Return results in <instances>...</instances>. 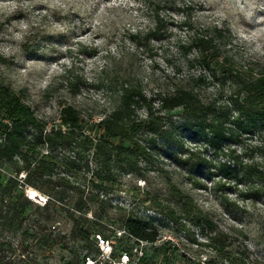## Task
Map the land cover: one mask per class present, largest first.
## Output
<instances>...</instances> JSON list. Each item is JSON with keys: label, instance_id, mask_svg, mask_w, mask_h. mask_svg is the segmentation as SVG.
Segmentation results:
<instances>
[{"label": "rangeland", "instance_id": "rangeland-1", "mask_svg": "<svg viewBox=\"0 0 264 264\" xmlns=\"http://www.w3.org/2000/svg\"><path fill=\"white\" fill-rule=\"evenodd\" d=\"M148 1L160 5L165 2ZM148 1L0 0V84L21 94L34 114L48 124L57 122L59 108L65 104L90 123L97 122L116 104L118 92L126 84L140 83L150 96L160 78L173 70L167 60L177 67L182 62L183 74L196 72L197 65L170 57L175 50L171 45L186 33V16L194 27L216 24L229 30L228 46L240 64L253 68L264 65V0H173L174 4L159 11L164 29L144 48L130 36L153 28ZM183 3L188 5L187 10L182 9ZM193 54L191 50L187 56ZM224 98L225 93L212 101L222 102ZM137 115L143 117L144 109ZM164 126L167 137L155 138L132 168L116 172L114 185L105 197V211L96 213L102 220L99 222L109 223L104 226L108 241L102 245L94 235L86 244L90 256L110 264H138L139 260L196 264L205 259L230 264V255L235 252L249 264H264V199L253 197L215 167L219 162L227 164L229 158L216 156L202 138L194 137L180 109L166 114ZM256 137L255 132H238L235 142L221 141L217 153L233 150L246 160L254 153ZM188 153L195 158L205 156L212 168L189 175L172 157ZM173 189L192 199L227 235L222 252L215 254L205 246L208 231L202 232L190 216L185 218ZM33 199L36 204L28 212L36 215L45 196L38 193ZM158 206L174 210L184 228L179 230L180 225L167 223ZM127 213L152 221L160 230L159 240L152 244L136 242L118 225H110ZM93 214L90 211L88 218ZM69 230L70 224L61 220L54 233L68 234ZM28 242V251L36 255L35 264L60 263L66 256L57 248L51 252L38 250L32 238ZM123 247L131 254L127 262L120 259ZM86 263L90 264V259Z\"/></svg>", "mask_w": 264, "mask_h": 264}, {"label": "trees", "instance_id": "trees-1", "mask_svg": "<svg viewBox=\"0 0 264 264\" xmlns=\"http://www.w3.org/2000/svg\"><path fill=\"white\" fill-rule=\"evenodd\" d=\"M171 3L175 1L165 0L163 5L148 1L154 26L146 33H132L131 39L144 48L149 39H157L164 29L159 11ZM181 6L188 8L184 3ZM188 17H184L186 33L171 45L175 50L170 57L197 65L196 72L183 74L182 62L177 67L167 60L173 70L160 78L150 96L140 83L126 84L119 90L116 104L97 122L90 123L65 104L59 108L57 122L48 124L34 114L21 94L0 84V264H35L36 255L28 251L29 238L38 250L57 248L66 253L54 264H87L89 259L91 264H110L90 256L86 246L94 235L108 241L104 226L109 223L99 222L96 213L105 211V197L116 172L132 168L155 138L167 137L166 114L176 109L194 137L202 138L216 156L229 158L227 164L219 162L215 167L253 197L264 199V65L240 64L228 46L229 30L216 24L194 27ZM191 50L194 54L188 57ZM224 93L222 102L212 101ZM139 109H144L143 117L137 115ZM238 132L257 134L254 153L246 160L233 150L217 153L220 142H235ZM172 157L189 175L212 168L205 156ZM29 188L45 196L36 215L28 212L36 204L28 197ZM173 191L185 218L190 216L202 232L208 231L205 246L215 254L222 252L227 235L192 199ZM92 210L94 216L88 218ZM157 211L173 227L184 228L174 210L158 206ZM61 220L70 224L68 234L54 233ZM110 225H118L136 242L152 244L160 238L153 222L137 214H124ZM122 252L128 261L129 249L123 247ZM230 256V264H249L235 252ZM138 264L153 263L139 260ZM196 264L216 263L205 259Z\"/></svg>", "mask_w": 264, "mask_h": 264}, {"label": "built area", "instance_id": "built-area-1", "mask_svg": "<svg viewBox=\"0 0 264 264\" xmlns=\"http://www.w3.org/2000/svg\"><path fill=\"white\" fill-rule=\"evenodd\" d=\"M40 198V197H39ZM98 240L101 242V244L102 245H104V243L106 242V241H104V240H102L101 238H98ZM107 247H108V249H109V251H110V246H108V245H106ZM122 257H123V259H125V262H127V256L125 255V254H123L122 256H121V259H122ZM91 264V263H90Z\"/></svg>", "mask_w": 264, "mask_h": 264}, {"label": "bare ground", "instance_id": "bare-ground-1", "mask_svg": "<svg viewBox=\"0 0 264 264\" xmlns=\"http://www.w3.org/2000/svg\"><path fill=\"white\" fill-rule=\"evenodd\" d=\"M28 196H30V199L33 200V198H36V193L33 190H30L28 193Z\"/></svg>", "mask_w": 264, "mask_h": 264}]
</instances>
